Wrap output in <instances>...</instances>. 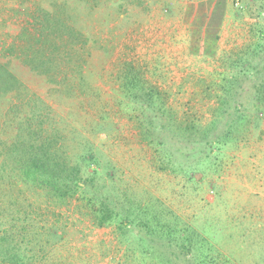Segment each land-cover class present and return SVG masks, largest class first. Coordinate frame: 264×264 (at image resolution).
Masks as SVG:
<instances>
[{
    "label": "rangeland",
    "instance_id": "obj_1",
    "mask_svg": "<svg viewBox=\"0 0 264 264\" xmlns=\"http://www.w3.org/2000/svg\"><path fill=\"white\" fill-rule=\"evenodd\" d=\"M70 1L65 21L88 38L82 59L62 61L60 84L10 61L12 69L49 105L44 125L63 131L74 158L86 143L95 150L97 174L87 183V198L104 191L111 207H121L120 200L164 209L177 231L171 241L131 233L121 238L115 223L93 225L86 201L54 204L33 186L18 197L19 213L2 214L10 208L0 196V230L32 202L35 240L48 251L37 264H264V101L255 95L256 87L264 90V0ZM56 4L62 0H0V58L11 42H23L17 36L23 26L33 29L39 7L54 10ZM239 57L249 59L241 64ZM129 61L165 93L171 114L149 111L137 120L138 103H123L119 75ZM78 62L83 80L71 73ZM237 73L238 83L227 80ZM149 121L162 126L153 132L154 143L142 133ZM0 192H8L5 182ZM54 225L62 239L48 246ZM192 229L205 240L191 253L177 241ZM33 252L41 254L38 245ZM201 252L208 254L203 263L195 258Z\"/></svg>",
    "mask_w": 264,
    "mask_h": 264
},
{
    "label": "trees",
    "instance_id": "obj_2",
    "mask_svg": "<svg viewBox=\"0 0 264 264\" xmlns=\"http://www.w3.org/2000/svg\"><path fill=\"white\" fill-rule=\"evenodd\" d=\"M70 3V0H62V6L56 4L54 10L39 7L38 13L32 17L35 24L33 29L23 26L17 34L23 42L18 44L11 42L0 58V190L4 182L7 184L8 192L11 190L10 195L8 192H0V196L8 197V200H4L5 208H10L1 210V213H19L18 197L22 196L25 186H33L42 190L47 200L54 204L69 203L73 198L86 201L92 213L93 225L104 227L115 223L121 231V238L131 233L140 240L153 235L152 242L163 237L171 241L177 229L172 227L170 219L163 218L164 209L153 210L149 205L136 207L120 200L118 203H121V207H111L105 203L107 197L104 191L99 194L92 190L91 197L85 196L90 191L86 188L87 183L93 181L97 174V171L91 168L99 161L95 150L86 143L74 158L73 153L67 149L63 131L50 124L47 127L44 125L50 118L49 105L38 91L28 89L12 69L10 61L21 66L28 75L43 77L50 83L62 82L65 74V70L60 68L62 61L67 62V57L70 61L72 58L69 56L77 57L87 51L84 47L88 41L87 36L78 26H72L68 20L65 21ZM65 5L67 9L63 14ZM258 45L257 47L261 46ZM71 50H75L74 53ZM6 57L9 60H6ZM78 58L82 59L79 56ZM246 59L249 57H239L238 62L244 64L242 60ZM75 65L76 68L71 73L83 80L85 76L83 63L78 62ZM240 76L242 77V74L237 73L227 80L234 78L237 82L241 79ZM119 78L124 81L120 88L123 103L124 99L129 98L138 103V107H133L137 120L144 112L147 114L149 111L154 112L157 117L171 114L172 111L165 106V93L149 85L142 70L131 61L125 72L120 73ZM255 95L258 102L264 101V90L256 87ZM124 106L129 109V103ZM234 109L240 110V105L234 106ZM243 118L244 115L239 114V119ZM148 125L150 126L144 125L145 130H142V133L146 140L154 143L153 132L157 128L162 129V126L153 121H149ZM97 128L102 129L100 124ZM92 188L98 189L95 184ZM98 197H103L99 200L100 203H97ZM34 205L29 202L31 210H23L22 216L13 215L5 228L0 230V264H37L36 259L39 256L41 259L48 256L47 248L35 240V231L38 230L32 218L35 213ZM18 219L23 220L20 226L16 224ZM132 227H136L137 230H133ZM47 234L49 242H52L47 244L48 246H55L58 242L56 239H62L59 228L55 225L48 228ZM204 240L192 229L183 231L177 243L182 249L192 253L197 245H204ZM36 245L39 247L40 255L33 252ZM205 257H208V254L204 252L195 256L199 263H203Z\"/></svg>",
    "mask_w": 264,
    "mask_h": 264
},
{
    "label": "built area",
    "instance_id": "obj_3",
    "mask_svg": "<svg viewBox=\"0 0 264 264\" xmlns=\"http://www.w3.org/2000/svg\"><path fill=\"white\" fill-rule=\"evenodd\" d=\"M240 3V0H236V4L238 5Z\"/></svg>",
    "mask_w": 264,
    "mask_h": 264
}]
</instances>
